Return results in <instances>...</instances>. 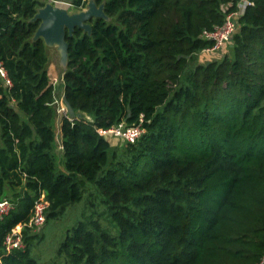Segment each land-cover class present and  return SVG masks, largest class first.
<instances>
[{
	"label": "trees",
	"instance_id": "obj_1",
	"mask_svg": "<svg viewBox=\"0 0 264 264\" xmlns=\"http://www.w3.org/2000/svg\"><path fill=\"white\" fill-rule=\"evenodd\" d=\"M47 1L0 0L10 81L0 77V201L12 205L0 219V264H264V0H248L225 55L202 62L212 45L202 31L238 0H95L108 21L65 38L63 92L75 117L60 121L64 171L47 47L32 41ZM70 3L79 12L88 0ZM140 118L134 143L97 133ZM87 185L100 214L81 204ZM41 195L45 224L84 211L39 263L42 234L24 227L25 250L7 251L3 239L29 222Z\"/></svg>",
	"mask_w": 264,
	"mask_h": 264
},
{
	"label": "rangeland",
	"instance_id": "obj_2",
	"mask_svg": "<svg viewBox=\"0 0 264 264\" xmlns=\"http://www.w3.org/2000/svg\"><path fill=\"white\" fill-rule=\"evenodd\" d=\"M60 1H62L63 3L71 2V0H60ZM59 7L65 8L69 12H72L70 10L71 6L63 5ZM223 53L224 51L222 52L221 50L219 52L217 51L209 55L200 54L198 56V59H200L201 62L203 60H207V61L216 60V59L222 58L223 55H225ZM46 54L49 58L48 76L50 79V83L54 86L55 108L57 112L56 117H55V132H56V139L57 141H59L61 140V134L59 130L60 121L63 117L67 115L66 108L62 101V97L64 96V92H63L64 87L62 83V74H63L62 71L63 70L61 66L59 65V62H58L59 54L55 48H47ZM55 154H56V163H57L59 170L64 171L65 168L63 164L64 159L62 156V151L58 152L56 150ZM93 191L95 192V194L92 193ZM91 193L93 195L89 197V194ZM87 200H89V204H92L94 206V209L98 214H100V212H102V209H104L103 203L101 202V197L97 194L95 187L91 185H87L85 187V191L83 194V199H82L81 204H84V202ZM82 210L84 211L82 206L73 207L65 213L64 217L61 220L46 223L42 227H40L38 230H36L39 233V235L42 234V238L38 241L36 245L33 246L32 256L36 258L39 263L47 262L52 257H54L57 247L62 241L66 230L71 228L76 223V217L79 215V213ZM106 218H107L106 216L101 217L100 219L101 224L109 229L107 231L109 232L110 235L116 236L118 234L117 227L114 224L107 225L108 220Z\"/></svg>",
	"mask_w": 264,
	"mask_h": 264
},
{
	"label": "built area",
	"instance_id": "obj_3",
	"mask_svg": "<svg viewBox=\"0 0 264 264\" xmlns=\"http://www.w3.org/2000/svg\"><path fill=\"white\" fill-rule=\"evenodd\" d=\"M47 3H51L53 6H71L70 2H62L60 0H48ZM251 5L248 0H238L236 7L232 12L228 13L225 17V20L222 25L213 28L212 30L202 31L200 37L203 40H208L212 45L205 49L204 52L212 53L217 52L221 49L227 42L230 41L233 33L237 27V20L239 17L244 15L246 8ZM0 77L5 80L7 84L10 81L7 79L6 72L3 67L0 65ZM143 119L140 118L138 124L126 125L121 122L117 125L111 127L108 130H98L100 136H111L116 139H120L125 143H134L140 138L144 133V128L142 127ZM12 208L11 203L8 200L0 201V219L3 216L7 215L10 209ZM48 209V202L45 200L44 195H41L34 202L32 209V217L27 224L24 226L17 225L14 227L8 234L5 235L3 239V246L5 250H25L26 244L23 240L22 230L24 227H28L33 231L38 230L45 224L46 221V212Z\"/></svg>",
	"mask_w": 264,
	"mask_h": 264
},
{
	"label": "water",
	"instance_id": "obj_4",
	"mask_svg": "<svg viewBox=\"0 0 264 264\" xmlns=\"http://www.w3.org/2000/svg\"><path fill=\"white\" fill-rule=\"evenodd\" d=\"M93 19L108 21L103 3L97 6L95 0H88L86 8L79 12H69L65 8L46 3L43 7L37 9L32 19V21L39 22L32 41L42 39L47 48H55L59 54V65L65 71L68 64L66 34L72 35L75 28L90 34L91 26L89 22ZM62 101L66 108V114L73 119L75 113L65 96L62 97Z\"/></svg>",
	"mask_w": 264,
	"mask_h": 264
},
{
	"label": "crops",
	"instance_id": "obj_5",
	"mask_svg": "<svg viewBox=\"0 0 264 264\" xmlns=\"http://www.w3.org/2000/svg\"><path fill=\"white\" fill-rule=\"evenodd\" d=\"M51 65V64H50ZM58 152H61L62 147H61V140L57 141V149Z\"/></svg>",
	"mask_w": 264,
	"mask_h": 264
}]
</instances>
